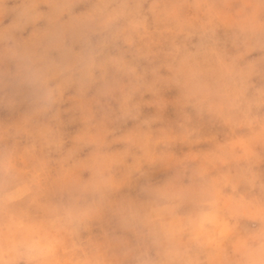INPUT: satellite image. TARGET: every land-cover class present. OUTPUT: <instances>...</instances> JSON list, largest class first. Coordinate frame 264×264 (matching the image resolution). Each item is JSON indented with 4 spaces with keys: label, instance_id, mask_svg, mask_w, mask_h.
I'll return each instance as SVG.
<instances>
[{
    "label": "clouds",
    "instance_id": "obj_1",
    "mask_svg": "<svg viewBox=\"0 0 264 264\" xmlns=\"http://www.w3.org/2000/svg\"><path fill=\"white\" fill-rule=\"evenodd\" d=\"M0 264H264V0H0Z\"/></svg>",
    "mask_w": 264,
    "mask_h": 264
},
{
    "label": "rangeland",
    "instance_id": "obj_2",
    "mask_svg": "<svg viewBox=\"0 0 264 264\" xmlns=\"http://www.w3.org/2000/svg\"><path fill=\"white\" fill-rule=\"evenodd\" d=\"M172 94H174V93H170L169 95H172ZM169 115L171 116V113H169ZM158 176H160L161 174H157Z\"/></svg>",
    "mask_w": 264,
    "mask_h": 264
}]
</instances>
